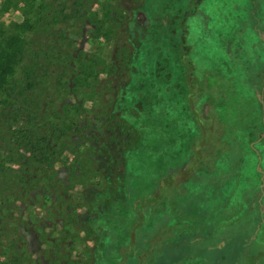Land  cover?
Masks as SVG:
<instances>
[{"label": "trees", "instance_id": "1", "mask_svg": "<svg viewBox=\"0 0 264 264\" xmlns=\"http://www.w3.org/2000/svg\"><path fill=\"white\" fill-rule=\"evenodd\" d=\"M20 2L23 20L0 23V264H120L126 242H135L140 225L155 214L150 203L157 186L151 169L139 180L127 168L128 150L139 146L144 130V121L127 119L140 111L134 106L138 95H120L134 56L117 44L125 64L113 61L106 73L118 79H100L99 56L73 50L70 36L86 34L87 26L88 39L123 35L120 5L99 15L94 0H0V12ZM100 83L108 90L106 100ZM122 97L131 111L117 109ZM93 99L96 105H85ZM223 133L227 145L219 164L226 173L213 186L221 183V205L236 192L249 205L260 181L257 156L246 177L243 158L231 157V128ZM63 163L60 171L57 164ZM183 196L177 194L176 202L167 197L180 217L204 198ZM85 238L91 245H83Z\"/></svg>", "mask_w": 264, "mask_h": 264}, {"label": "rangeland", "instance_id": "2", "mask_svg": "<svg viewBox=\"0 0 264 264\" xmlns=\"http://www.w3.org/2000/svg\"><path fill=\"white\" fill-rule=\"evenodd\" d=\"M116 3L121 15L114 25H121L123 35L88 39L87 26L86 34L70 36L73 50L99 56L100 79H118L106 73L113 61L116 67L125 64L117 44L134 56L120 95L137 94L134 106L140 111L133 113L123 97L117 109L131 111V122L144 121V130L139 146L128 150L127 168L139 180L151 169L157 186L150 203L155 214L149 225H140L135 242H126L120 264H264V43L248 28L255 24L246 13L248 1L94 0L92 9L102 15ZM21 5L0 12V23L23 20ZM260 5L256 1L252 10ZM123 15L130 24L122 22ZM100 84L106 100L108 90ZM150 112L149 119L141 116ZM227 127L235 138L231 157L243 158L246 177L254 154L255 168L263 170L256 169L260 181L249 205L237 192L230 204L221 205V183L213 186L226 173L219 157H224ZM70 157L63 153L64 162ZM63 165L57 164L60 171ZM177 194L204 198L180 217L167 203L168 196L176 202ZM82 243L89 246L91 239ZM147 257L153 260L145 263Z\"/></svg>", "mask_w": 264, "mask_h": 264}, {"label": "flooded vegetation", "instance_id": "3", "mask_svg": "<svg viewBox=\"0 0 264 264\" xmlns=\"http://www.w3.org/2000/svg\"><path fill=\"white\" fill-rule=\"evenodd\" d=\"M248 1V10H247V15L254 16L255 18V24L261 23L262 26L256 27L255 24L252 25V27H248L250 31L254 32L257 34V37L261 43H264V0H247ZM259 2L261 5L256 9V11L252 10V7H254L255 2ZM236 4L232 6V8H235ZM247 16V17H248ZM254 22V21H253Z\"/></svg>", "mask_w": 264, "mask_h": 264}, {"label": "water", "instance_id": "4", "mask_svg": "<svg viewBox=\"0 0 264 264\" xmlns=\"http://www.w3.org/2000/svg\"><path fill=\"white\" fill-rule=\"evenodd\" d=\"M256 169L259 170V171L261 172V174H263V170H261V169L259 168L258 165L256 166ZM262 182H263V181H262ZM261 185H262V183L260 184V186H261Z\"/></svg>", "mask_w": 264, "mask_h": 264}]
</instances>
